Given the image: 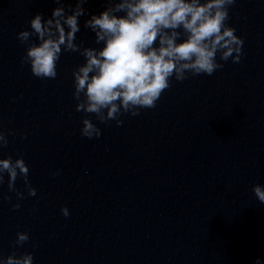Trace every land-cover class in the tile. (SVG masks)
<instances>
[{
  "label": "clouds",
  "instance_id": "1",
  "mask_svg": "<svg viewBox=\"0 0 264 264\" xmlns=\"http://www.w3.org/2000/svg\"><path fill=\"white\" fill-rule=\"evenodd\" d=\"M54 2L58 7L52 10L51 17L45 19L38 13L29 22L30 30L17 34L26 46L21 65H30L36 78L55 79L62 52H78L84 57L85 62L72 72L73 99L76 111L86 114L80 131L89 139L101 136V129L90 115L100 123L115 121L122 126V115L138 116L141 109H154L171 87L173 77L183 82L189 74L211 76L224 67L217 62L218 54L220 61L241 60L244 40L226 24L236 0H107L106 9L91 15L84 24L95 33V42L103 43L99 49L75 42L87 0H77L75 8L69 5L70 14L63 0ZM8 135L15 133L0 130V149L8 146ZM29 171L22 156L0 158V185L7 174L8 191L14 192L18 201L23 200L24 193L16 188L19 178L28 196L34 197L37 191L30 184ZM60 171L52 175L58 176ZM252 191L264 204V186L255 184ZM5 199L10 201L11 197ZM12 208L18 210L20 204ZM61 213L64 217L70 215L66 206ZM16 237L13 252L0 257V264H33L32 253L16 254V249L29 241V234L17 232ZM255 264L264 262L257 257Z\"/></svg>",
  "mask_w": 264,
  "mask_h": 264
}]
</instances>
